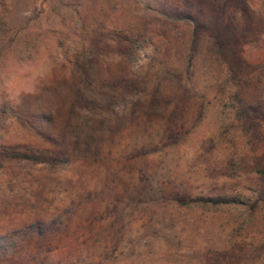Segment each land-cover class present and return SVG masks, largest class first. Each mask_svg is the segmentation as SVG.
Wrapping results in <instances>:
<instances>
[{"label": "rangeland", "instance_id": "obj_1", "mask_svg": "<svg viewBox=\"0 0 264 264\" xmlns=\"http://www.w3.org/2000/svg\"><path fill=\"white\" fill-rule=\"evenodd\" d=\"M263 66L264 0H0V264H264Z\"/></svg>", "mask_w": 264, "mask_h": 264}, {"label": "trees", "instance_id": "obj_2", "mask_svg": "<svg viewBox=\"0 0 264 264\" xmlns=\"http://www.w3.org/2000/svg\"><path fill=\"white\" fill-rule=\"evenodd\" d=\"M216 46L219 47L217 43ZM261 55L262 54H260V56ZM250 57H252V55ZM246 66L247 65L244 64L237 67H228L227 81L228 84L230 83L231 88L228 96V101L230 102V125L240 129L245 136L249 137V134L251 133L249 129L251 123L249 120L255 114L256 103L245 94V91H243V89L249 84V80L245 78ZM263 73L264 66L263 68L258 67L256 74L263 75ZM252 78H254V76H252ZM16 151L17 152L10 151V154H7V157L10 159H19L21 161H31L35 163L52 161L50 158L37 154L34 151ZM257 173L260 177H264V168H258ZM175 191L176 192L167 190L162 193V202L165 201L171 203L177 208L200 209L205 212H218L221 209H224V207H231L238 204L237 202H234L233 198H228L222 194H218L214 197H193L189 193L181 192L180 190ZM259 205L264 206V188L255 192L251 207L256 208ZM3 240L5 239L3 238ZM3 240L2 242H6Z\"/></svg>", "mask_w": 264, "mask_h": 264}]
</instances>
